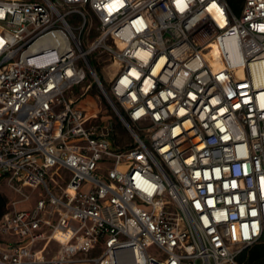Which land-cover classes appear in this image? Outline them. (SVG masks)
<instances>
[{
  "label": "built area",
  "instance_id": "built-area-1",
  "mask_svg": "<svg viewBox=\"0 0 264 264\" xmlns=\"http://www.w3.org/2000/svg\"><path fill=\"white\" fill-rule=\"evenodd\" d=\"M93 82L129 144L78 105ZM3 177L21 199L0 264H247L264 248V0H0Z\"/></svg>",
  "mask_w": 264,
  "mask_h": 264
},
{
  "label": "rangeland",
  "instance_id": "rangeland-1",
  "mask_svg": "<svg viewBox=\"0 0 264 264\" xmlns=\"http://www.w3.org/2000/svg\"><path fill=\"white\" fill-rule=\"evenodd\" d=\"M89 82L90 81L88 79L86 84H88ZM80 90L81 89L76 88V94H79ZM78 105L84 108L87 114L103 112L112 117L115 127L114 141L117 146L122 147L132 141L130 132L115 114L114 110L109 106L108 102L103 98L102 93L100 92L99 88L95 86L94 82L91 84V88L88 89L85 97L80 100ZM6 178L7 177H3L0 180V192L7 198L8 203L12 201H19L21 197L7 186ZM23 190L26 194L31 195V200L28 203H19L17 205L18 210H27L32 208L36 203L37 194L39 192V190H32L31 188H24Z\"/></svg>",
  "mask_w": 264,
  "mask_h": 264
},
{
  "label": "trees",
  "instance_id": "trees-1",
  "mask_svg": "<svg viewBox=\"0 0 264 264\" xmlns=\"http://www.w3.org/2000/svg\"><path fill=\"white\" fill-rule=\"evenodd\" d=\"M230 10L239 14L244 0H225ZM123 114V113H122ZM124 115V114H123ZM7 198L0 192V218L5 214L8 209ZM264 257V248L261 245L253 246L245 250L239 257V261H245L247 264H262Z\"/></svg>",
  "mask_w": 264,
  "mask_h": 264
},
{
  "label": "water",
  "instance_id": "water-1",
  "mask_svg": "<svg viewBox=\"0 0 264 264\" xmlns=\"http://www.w3.org/2000/svg\"><path fill=\"white\" fill-rule=\"evenodd\" d=\"M118 116V118L123 122V119H122V117L120 116V115H117Z\"/></svg>",
  "mask_w": 264,
  "mask_h": 264
}]
</instances>
